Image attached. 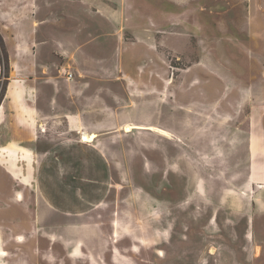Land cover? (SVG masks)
Instances as JSON below:
<instances>
[{
  "label": "rangeland",
  "instance_id": "obj_1",
  "mask_svg": "<svg viewBox=\"0 0 264 264\" xmlns=\"http://www.w3.org/2000/svg\"><path fill=\"white\" fill-rule=\"evenodd\" d=\"M0 225V264H264V0H0Z\"/></svg>",
  "mask_w": 264,
  "mask_h": 264
},
{
  "label": "bare ground",
  "instance_id": "obj_2",
  "mask_svg": "<svg viewBox=\"0 0 264 264\" xmlns=\"http://www.w3.org/2000/svg\"><path fill=\"white\" fill-rule=\"evenodd\" d=\"M123 129L125 130V133L126 132H130L132 131L133 129H147V130H151V131H154V132H157L159 133L160 135H163L167 138L171 137V134L162 130V129H159L157 127H154V126H145V125H139V124H134V123H127L125 124L124 126H122ZM79 133V138L81 139L82 142H87V143H91L95 140V138L97 137V134L96 133H88L84 130H80L78 131ZM1 255H6L5 252H1Z\"/></svg>",
  "mask_w": 264,
  "mask_h": 264
},
{
  "label": "crops",
  "instance_id": "obj_3",
  "mask_svg": "<svg viewBox=\"0 0 264 264\" xmlns=\"http://www.w3.org/2000/svg\"><path fill=\"white\" fill-rule=\"evenodd\" d=\"M32 110V108L29 106V105H27V107H25L22 111L23 112H27V110ZM37 112V111H36ZM29 117H26V116H24L25 118L24 119H28V121L27 122H33V126L35 125L34 124V122H35V120H36V113H35V111H33V112H29ZM12 116L13 117H15L16 116V118H18L17 117V113L15 114V113H13L12 114ZM19 119V118H18ZM26 127H28L26 124H24ZM28 128H30V127H28ZM32 129H34V128H30V130H32ZM36 144H37V142H36ZM35 143L33 144V146L34 145H36ZM58 145H59V143H56V144H54L53 145V147H58ZM33 146H32V148H33ZM30 148V147H29ZM23 149H25V150H27V151H29L28 149H26L25 147L23 148ZM30 152V151H29ZM45 153H46V151H44ZM15 192H17V191H15ZM0 226H2V227H4V228H6V229H8L9 230V233L11 234V236H12V241H14L15 242V238H16V236L17 235H19V234H25V233H19V234H13L12 232L13 231H11V229L9 228V227H7V226H4V225H0ZM13 242H11V243H9L8 245H4L2 242H0V250L2 249V251L4 250V251H11V252H14L15 253V251H13V250H6V249H4V247H6L7 248V246H9V245H11ZM25 245V244H24ZM21 246H23V245H21ZM15 254H17V253H15ZM4 263H6V259L4 258Z\"/></svg>",
  "mask_w": 264,
  "mask_h": 264
}]
</instances>
